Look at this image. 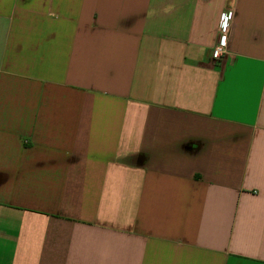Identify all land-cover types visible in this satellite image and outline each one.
<instances>
[{
    "label": "crops",
    "instance_id": "obj_1",
    "mask_svg": "<svg viewBox=\"0 0 264 264\" xmlns=\"http://www.w3.org/2000/svg\"><path fill=\"white\" fill-rule=\"evenodd\" d=\"M0 264H264V0H0Z\"/></svg>",
    "mask_w": 264,
    "mask_h": 264
},
{
    "label": "built area",
    "instance_id": "obj_2",
    "mask_svg": "<svg viewBox=\"0 0 264 264\" xmlns=\"http://www.w3.org/2000/svg\"><path fill=\"white\" fill-rule=\"evenodd\" d=\"M233 12L224 13L219 25V38L212 51V61L217 62L228 55L229 36Z\"/></svg>",
    "mask_w": 264,
    "mask_h": 264
}]
</instances>
